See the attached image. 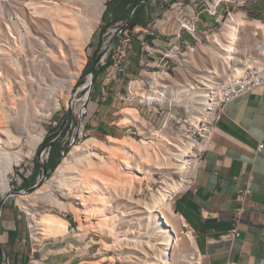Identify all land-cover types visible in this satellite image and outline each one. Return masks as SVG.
<instances>
[{
    "label": "bare ground",
    "instance_id": "6f19581e",
    "mask_svg": "<svg viewBox=\"0 0 264 264\" xmlns=\"http://www.w3.org/2000/svg\"><path fill=\"white\" fill-rule=\"evenodd\" d=\"M43 1L46 3H30L32 5L30 8L36 15L45 14L48 16L52 24V29H50L55 31L56 35L47 37L44 40L46 44L43 43L45 45L43 48L46 45L49 46L48 53L45 54L53 61L52 77H55V72L63 73L69 69L67 52L72 55L78 54L83 61L86 60L87 56L84 54V49L95 30V22L100 20L105 10L106 0ZM91 4L93 5L91 6ZM6 26L10 27L8 23ZM263 36L264 23L260 19L249 20V18L238 14L236 21L227 27L224 35L214 34L213 46L207 50L208 54L206 55V59L211 62L212 69L204 72L202 81L207 83L208 79L215 74L223 76L227 73L229 65L241 70L245 65L252 64V62H264V59L261 58V55L264 54V46L259 53H256L257 44L262 41ZM4 51L6 50L0 47V55L2 54L0 66L7 65L8 68L15 66L16 58L14 59L13 56ZM82 66L79 64L76 67L81 68ZM79 70L81 69H77L71 76L70 92L76 83L75 79L79 77L81 72ZM21 75L19 76L22 77ZM146 76L153 84L161 82V78L168 79L167 75L159 73L147 74ZM3 77L5 76L3 75ZM17 79L15 77L9 78L5 84L9 92L7 95L9 102L6 101L7 104H4L3 113L0 114V176L2 177L11 175L15 166L19 165L21 161L23 162L25 157L31 158L43 140L44 131L35 133L38 122L44 115L42 106L49 104L53 108L60 107L59 99L55 97L53 92H46L44 86L41 85L43 82L41 78L33 82L38 92L37 95L26 97L22 94L16 98V94L13 92L27 85L26 81ZM4 83L0 78V92H3ZM134 92L143 93V90L136 87ZM193 92L194 94L200 92L199 94L203 95V90L196 86L193 87ZM196 108L197 111L190 115L191 123L194 126H198V120L203 114V102L196 105ZM122 111L123 117L120 124L135 125L139 122L144 126V130L146 129V140L138 141L133 138L108 136L107 140L104 141L94 136L88 137L83 144L80 143L72 147V150L56 169V176L44 184L49 190L45 192L37 190L30 195H19V202L28 209L31 221H34L32 227L36 233L53 238L74 234L85 239L90 231L88 228H94L113 235V243L105 242L104 248H107L106 250L116 249L119 254L116 255V258L127 254V257H135L141 260L137 261L134 258L131 260L132 264H182L188 258L192 264H199V254L189 256L183 251L182 237L180 236L183 229L180 227V223L185 220L181 217L180 219L183 221L180 222L175 217L178 214L173 208L172 199L177 192L189 184L196 164L195 156L198 149L202 148L204 144L197 143L193 137H189L187 140L181 138L179 142H175V145L172 141L168 142L173 145L169 148L170 155L161 153L159 150L158 152H151L149 148L155 145L152 136L163 140H166L167 137L159 130H155L148 121L146 122L137 109L125 108ZM143 119L145 123L141 122ZM16 148L19 149L15 150ZM151 159L158 161V164L163 165V167L173 168L182 175V179L179 181L166 180L158 192L152 194L151 200L144 202L146 214L144 217L149 220L147 227L152 228L153 232L146 239H138L127 235L126 231L120 229L119 223L125 219L124 215H126L125 210H122L120 206L128 202L133 189L137 186L136 184L144 179L141 174H146V164ZM67 172H69V176L65 177ZM67 178H69L70 183L66 182ZM64 188L69 191L68 193L75 192V197L79 200V207H74L72 203H65L56 196V191L62 192ZM138 191L135 190L134 192ZM40 201L59 205L67 208L66 210L73 209L74 212L76 211L77 218L81 219L79 221H82V224L78 223L81 225L77 228H70L66 219L40 214L33 208V204ZM137 205L139 204L137 203ZM184 226H186V222H184ZM186 234L191 241L193 251L198 252L194 236H191L192 234L188 231ZM70 246L74 247L73 244ZM129 246H133L132 250L125 249ZM176 247L180 248L179 253L174 251ZM65 249L69 248L66 247ZM110 257L114 259V255Z\"/></svg>",
    "mask_w": 264,
    "mask_h": 264
},
{
    "label": "crops",
    "instance_id": "0c3cea01",
    "mask_svg": "<svg viewBox=\"0 0 264 264\" xmlns=\"http://www.w3.org/2000/svg\"><path fill=\"white\" fill-rule=\"evenodd\" d=\"M184 1H107L87 47L89 56L94 57L91 66L105 51L107 29L117 22L130 19L132 43L124 49L125 55L120 59L119 39H111L107 63L121 60L123 69L116 73V79L107 80L108 64L96 70L86 122L95 137L117 135L116 117L133 104L140 114L150 116L144 106L125 98L128 82L140 78L139 51L143 41H150L155 50L166 49L172 40L162 33L176 32L178 22L172 17L169 23L159 26L155 34H147V26L170 8L181 12ZM258 2L250 8L260 15L264 6ZM96 35L98 44L94 45ZM157 61L158 57L154 56L150 63ZM104 83L107 93L102 99L99 91ZM204 145L189 184L173 202L175 212L185 220L194 236L199 264H264V86L225 104ZM246 190L248 192L242 193ZM20 210L13 203L2 205L0 264H90L104 258L97 259L89 250L79 252L74 245L79 240L71 237L34 247L28 240V227ZM234 227L240 231L238 237L232 234ZM69 244L74 247H68Z\"/></svg>",
    "mask_w": 264,
    "mask_h": 264
},
{
    "label": "rangeland",
    "instance_id": "374dc122",
    "mask_svg": "<svg viewBox=\"0 0 264 264\" xmlns=\"http://www.w3.org/2000/svg\"><path fill=\"white\" fill-rule=\"evenodd\" d=\"M107 1L108 0H106L105 5L107 4ZM260 1L263 3L264 6V0H260ZM32 2H40L42 4L46 3L43 0H0V47L6 50L4 51L6 54L13 56L14 59L16 58L15 66H10L9 68L7 67V65L0 66V72H2L0 73L1 74L0 78L5 82L4 83L5 87L4 86L2 87L3 92H0V98H1L0 114L2 115L3 113L4 104H7L6 101L9 102V98L7 99L8 97L7 95L9 94V92L6 88L7 85H5L8 82L9 78L15 77V79H17L19 77V79L17 80L27 82V85H25L24 88L23 87H21L20 89L18 88L17 91L15 90L13 92L16 94V98L22 94L23 96L26 97L37 95L38 92L36 86L33 85V82L34 80L36 79L40 80L41 78V81L44 82V84L42 82L41 85L44 86L43 88H45L46 92L52 91L55 97L59 99L60 102L59 108H53L52 105L49 106V104H45V106H42V111L44 115L41 116V121L38 122V126L35 131V133H40L44 131V138L40 142L41 144L44 141V139H49L51 137H54L59 132H61L71 115H72L73 126H76V120L78 115L77 113L78 110L81 109L82 107V103H83L82 97L84 96L87 90L83 88V85L86 82L85 79H87L86 76L89 73L90 68H92L91 65L93 63L94 57L89 56L87 50L88 45L85 46L84 49L85 51L84 54L87 56L86 60H84L86 62H84L83 59L78 54L72 55L70 52H67V61H68L67 63L69 69L64 71L63 73L57 71V73L55 72L54 74L55 77H52V69L54 71V64L53 61H51L50 58H48V56L45 54L48 53L47 49L49 48V46L46 45L47 48L46 47L43 48V47L45 46L44 44H46L44 40L47 37H53L56 34L54 30H51L52 24L50 23L51 20L48 16H46L45 14L44 15L41 14L42 16L41 15L39 16L33 13V9H31L32 5L30 4ZM92 5L93 4H91V6ZM238 14L239 16H241L242 11H239ZM261 18H262V13L258 15L255 13L254 10H251V15H249V20L261 19ZM7 23L10 25V27L6 26ZM97 23L98 21L95 22V25H97ZM106 26H108V24ZM200 26L201 28H203V23H200ZM97 44H98V36L96 35L94 38V45ZM211 47L210 46L202 47L203 49L204 48L206 49L204 50L200 49L201 51L197 52L195 57V62H193V64L189 68L190 72L187 73L185 71L180 70L177 73V79L182 81L190 80L196 85L203 87V84H201V78L203 77V74L206 70L212 69L211 62L208 59H206V55L208 54L207 50L210 49ZM45 50H47V52H45ZM0 56H2V54ZM79 64H82L83 66L81 68L76 67ZM77 69H81L79 70L81 72L79 74V77L75 79L76 83L74 85V88L70 92L69 85L72 83L71 76L75 71H77ZM3 75L5 77H3ZM19 75H21L22 77H20ZM171 80L173 81V78ZM94 81L96 84V75ZM22 90L24 91L26 90L25 92L27 93H25ZM140 94H144V93H140ZM67 96L68 98H66ZM135 107H136L135 104H133L132 108L136 109ZM122 112L118 114V116L116 117L118 125L117 124L115 125L119 128V133L117 135H114V137L117 138L127 137V138L136 139L138 141H140L141 139L146 140L147 137L146 129L144 130V126L141 125L139 122L135 123V125L120 124V120L123 117ZM143 114L144 113L141 114L142 117L146 118L147 120L151 119L153 121V123L156 126V128H154L155 130H159L169 139L168 140L166 138V140H163L159 137L152 136V140L155 141V145L149 148L151 152H155V151L158 152L159 150V152L161 153L170 155L169 148L172 147L173 145L169 144L168 142L172 141L175 145L176 144L175 142H179L181 138H186L185 137L186 132H184V127L182 126L183 123H179V124L174 123V125H172L171 127L163 129L161 127L160 118L157 115L152 113H147L148 115H150L148 117ZM145 121L143 119V121L141 122L145 123ZM137 130L138 133L134 134L133 132ZM91 136H94L93 132L88 136L83 137L81 140L77 141L74 144H70V142L67 141V143L65 144V145H69L68 146L69 148L67 149L68 150L67 153L64 156L61 155L62 157L61 156L56 157L53 161L51 160L50 165L53 164L56 165L51 166L47 174H44L43 164H48V160L46 159L45 161L42 160L40 154L41 151L43 150V146L41 149H39L40 146L39 145L34 155L31 158L25 157V160L23 162L21 161L19 165L15 166V170L11 175L9 176L7 175L6 177L0 176V200L2 198L7 197L5 200L6 203L15 204L19 209H21L20 211L24 213L25 221L27 224L26 227H28V231H26L27 237L28 240H30L33 243L34 247H38L40 244L47 241H56V240L64 239L66 237H71L79 240L77 243L74 244L79 249L78 250L79 252L89 250L91 253H95L96 255L95 257L97 259L104 257L99 261H91L90 264H132L131 260H134L135 257H127V254H124L121 255L119 258H116L119 255L116 249L112 248L113 250H106L107 248H104L105 242L110 244L113 243L114 241L113 235L103 233L102 231L96 230L94 228H88V230L90 231L88 232L85 239L84 238L82 239L74 234H70L64 237L53 238V237H48L47 235L36 233L34 229L32 233L33 237H31L30 227L32 226V224H34V221H31L30 215L28 214V209L24 205H22L18 200L19 195H30L37 190H41L44 192L49 190V188L46 187V185L44 184L47 182V180L56 176V169L60 166L62 160L72 150V147L80 143L83 144L84 141ZM62 137L63 136H61V139ZM97 138L106 141L108 136L103 135L102 137H97ZM185 140H187V138ZM18 149L19 148H16L15 150ZM151 160H149L148 161L149 163L146 164V174L143 173L141 174V176L144 179L139 183L140 186L139 184H136L137 186L133 189L131 198L128 199V202L123 203L120 206L122 207V210H125L126 212V215H124L125 219L121 220L119 223L120 229L126 231L127 235L136 237L138 239L140 238L146 239L147 236H149V234L153 232L152 228L147 227V222L149 220L146 217H144L146 216L144 212L145 211L144 202H149L151 200L152 194L158 192V190L162 187V185L166 180L169 179V180L179 181L182 179V175L178 173L176 170H173V168H167L165 166L163 167V165L161 166L158 164V161L154 159ZM173 160L175 161V159ZM144 175L146 176L144 177ZM64 176L65 177L69 176V172H67ZM66 182L70 183L69 178H67ZM4 187L6 188L5 190ZM66 190L67 189L64 188L62 192L56 191V196H58L61 199V201L65 203H72L74 204V207L77 206L79 207V200H77V198L75 197V192L72 191L73 193H68L69 191L67 190L66 192ZM135 190L136 191L139 190V191L134 192ZM179 192H177L174 195L172 199V204L174 202L175 196ZM137 203L139 205H137ZM33 208L36 209V211L40 212V214L42 215L47 214L50 217H58V218L66 219L70 224V228H77L79 225L82 224L81 223L82 221L81 222L79 221L81 219L77 218V216L75 215L76 211L74 212L73 209L66 210L67 208L65 209L64 207H61L59 205H53L49 202L42 203L41 201L34 203ZM175 217L178 220H180V222L183 221L182 219H180L181 217H179V215ZM184 222H182L183 224L180 223V227L183 229V231L187 232V226H184ZM183 231L180 232V236L182 237L181 243H183L182 248H184L183 251H185L189 256H191V254L197 255V253L193 251L194 249L191 245V241L189 240V237L187 236L186 232ZM89 244L91 245L90 247H88ZM68 247H71L70 244L68 245ZM132 248L133 246L131 247L129 246L125 249L132 250ZM72 249L76 251V249L74 248ZM179 249H180L179 247L178 248L176 247L174 251L176 253H179L178 251ZM111 255H114V259L110 257ZM135 260L141 261L137 258H135ZM182 264H192V263L191 260L188 258L185 259L182 262Z\"/></svg>",
    "mask_w": 264,
    "mask_h": 264
},
{
    "label": "built area",
    "instance_id": "2783aa9c",
    "mask_svg": "<svg viewBox=\"0 0 264 264\" xmlns=\"http://www.w3.org/2000/svg\"><path fill=\"white\" fill-rule=\"evenodd\" d=\"M258 1L185 0L181 6V12L177 13L170 8L161 13L160 17L147 26V34L158 32L159 26L169 23L172 17H175L178 22V29L173 34L162 33V35L168 36L172 40L171 45L164 50H155L150 41L147 39L143 41L139 51L140 78L129 80L125 98L139 103L149 113L157 115L160 118L163 129L171 127L174 123H183L182 126L184 127V132H186V138L193 137L197 143L205 144L211 135L212 125L218 119L225 104L257 87L264 86V62H252V64L245 65L241 70L229 65L227 73L223 76L215 74V76L208 79L207 83L202 81V77L201 84H203V87L196 85L190 80L182 81L177 79V73L180 70L189 73V68L195 62L197 52L202 47L213 46L214 34L224 35L227 27L236 21L239 11H242V16L248 19L249 15H251L250 6ZM260 20L264 23V10ZM200 23H203V28H201ZM131 32L130 19L121 20L107 29L105 33L107 37L105 51L101 53L99 59L93 64L92 68L95 67V72L93 73L92 69L89 71L86 76L87 79H85L86 82L83 85V88L87 90L82 97V107L77 113L76 126H73L72 121L62 139L59 132L48 144L43 146L40 154L43 161L45 159L49 160L53 141H60L61 139V154L64 156L69 148V145H65L67 141L70 144H74L91 134V131L86 127V122L90 113L89 103L95 84L96 70L100 65L108 64L107 51L112 49V38L119 39L121 47L120 59L124 57V49L130 47L132 43ZM263 46L264 37L257 44L256 53H259ZM154 56L158 57V61L152 65L150 61ZM261 58L264 59V54L261 55ZM120 70H123L121 60L108 64L107 80L116 79V73ZM155 73L167 75L168 79L161 78V82L153 84L146 75ZM169 77L173 78V81ZM194 86L201 88L203 95L199 94L200 92L194 94ZM136 87H140L144 94L134 92ZM106 93L107 87L106 83H104L99 91L100 98L104 99ZM201 102L204 105L203 114L198 120V126H194L191 123L190 115L197 111L196 105L201 104ZM145 120L153 128H156L151 119L147 120L145 118ZM133 133H138V130ZM203 147L198 149L195 156L196 164L201 156ZM244 192H248V190L242 193ZM240 213L239 211L238 214ZM30 231V235L33 237L32 226ZM187 231L192 234L188 228ZM232 234L235 237L240 235L237 227L232 229Z\"/></svg>",
    "mask_w": 264,
    "mask_h": 264
},
{
    "label": "trees",
    "instance_id": "16d2710c",
    "mask_svg": "<svg viewBox=\"0 0 264 264\" xmlns=\"http://www.w3.org/2000/svg\"><path fill=\"white\" fill-rule=\"evenodd\" d=\"M92 68H90V70H91ZM89 70V71H90ZM53 137H51V138H49V139H44V141L40 144V146H39V149H41L42 148V146H45L46 144H48L50 141H51V139H52ZM61 143L60 142H58V141H56V142H54L53 143V145L51 146L52 147V149H51V152H50V158H49V160H48V164H46V167H47V170L49 171V169L51 168V166H55L56 164H53V165H50V162H51V160L53 161L56 157H60L62 154H61ZM57 155V156H56ZM62 157V156H61Z\"/></svg>",
    "mask_w": 264,
    "mask_h": 264
},
{
    "label": "water",
    "instance_id": "95a60500",
    "mask_svg": "<svg viewBox=\"0 0 264 264\" xmlns=\"http://www.w3.org/2000/svg\"><path fill=\"white\" fill-rule=\"evenodd\" d=\"M92 72L93 73L95 72V67L92 68ZM71 122H72V115L68 119V121H67L65 127L63 128V130L60 132V136H63L65 134V132L68 130ZM54 142H56V141H53L51 144H53ZM43 168H44V174H47L48 170H47L46 164H43ZM4 202H5V198H2L1 201H0V212H1V208H2V205H3Z\"/></svg>",
    "mask_w": 264,
    "mask_h": 264
}]
</instances>
